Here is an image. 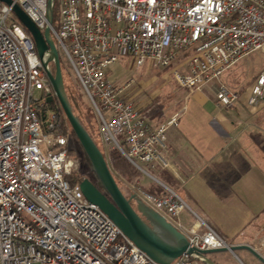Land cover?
<instances>
[{
	"label": "built area",
	"instance_id": "built-area-1",
	"mask_svg": "<svg viewBox=\"0 0 264 264\" xmlns=\"http://www.w3.org/2000/svg\"><path fill=\"white\" fill-rule=\"evenodd\" d=\"M14 2L41 31L50 26L94 107L103 153L125 189L183 232L191 247H229L204 221L186 224L182 213L190 208L176 191L154 194L114 168V149L141 172V163L167 166V132L180 124L181 112L151 128L128 98L134 79L107 76L125 56L138 66H174L188 95L216 80L217 105L231 108L239 92L221 77L264 51V0H58L59 28L49 23V0ZM263 102L264 68L248 98L252 107ZM59 107L31 32L0 2V264H162L84 195L81 182H72L79 159L60 130ZM168 264L205 263L184 253Z\"/></svg>",
	"mask_w": 264,
	"mask_h": 264
},
{
	"label": "crops",
	"instance_id": "crops-1",
	"mask_svg": "<svg viewBox=\"0 0 264 264\" xmlns=\"http://www.w3.org/2000/svg\"><path fill=\"white\" fill-rule=\"evenodd\" d=\"M250 87L233 89L239 98L231 108L217 105L216 80L190 95L182 87L186 93L163 109L136 104L131 89L128 98L151 128L181 112L180 124L167 132V166L146 165V190L157 195L176 191L190 208L186 212L195 213L194 222L204 221L232 244H249L264 257V102L258 107L248 103ZM137 179L144 186L142 175ZM241 250L248 259L243 264H263Z\"/></svg>",
	"mask_w": 264,
	"mask_h": 264
},
{
	"label": "water",
	"instance_id": "water-1",
	"mask_svg": "<svg viewBox=\"0 0 264 264\" xmlns=\"http://www.w3.org/2000/svg\"><path fill=\"white\" fill-rule=\"evenodd\" d=\"M0 2L11 5L15 15L31 32L56 97L91 163L97 182L86 177L80 183L84 195L91 202L96 203L105 211L121 230L156 262L168 264L187 253L201 259L205 264H219L210 258L209 254L220 251L235 253L238 249H246L264 264V257L249 244H231L222 249L209 250L191 247L187 236L164 216L144 202L137 200L134 195L127 197L116 181L103 151L73 111L65 88L59 51L51 35L50 26L41 31L14 0H0ZM53 6L54 0H49L48 20L50 24L53 21ZM51 62L55 64V73L50 68ZM51 100L52 98H49V101Z\"/></svg>",
	"mask_w": 264,
	"mask_h": 264
},
{
	"label": "rangeland",
	"instance_id": "rangeland-1",
	"mask_svg": "<svg viewBox=\"0 0 264 264\" xmlns=\"http://www.w3.org/2000/svg\"><path fill=\"white\" fill-rule=\"evenodd\" d=\"M56 21L54 26L59 28V3L56 1L55 6ZM59 55L61 60V67L63 78L65 82V88L68 96L72 100V105L76 116L82 121L87 130L91 133L92 137L98 144V146L104 151L101 139L99 136V120L96 112L90 100L87 98L84 90L79 84L77 77L70 67L69 63L65 59L61 50L59 49ZM264 68V51L259 50L251 53L250 55L242 58L236 65L228 69L221 77L222 81L226 83L231 89L249 88L250 83L255 81V77ZM108 79L113 82H120L134 79L131 90L134 92L133 101L136 104L142 105L145 108L146 105L150 106V109H163V107L174 100L176 95H183L185 90L180 87L174 77L173 67L158 68L147 61L144 65L138 66L135 60L131 56H125L117 63H114L109 67ZM129 89V90H130ZM60 103V102H59ZM61 105V104H60ZM143 113L145 109H143ZM63 111V110H62ZM62 114L65 113L64 111ZM66 120L67 117L65 116ZM67 135L69 138V147L71 152L74 153L79 159V167L76 172L86 174L91 179L97 180L91 163L85 156V152L76 136L73 129L67 120ZM122 138V136H120ZM141 166L150 171L149 168L141 163ZM75 172V173H76ZM116 181L120 187H124L117 173H114ZM150 176L146 172H142V184L143 187L148 185ZM125 188V187H124ZM146 189V188H145ZM148 190V189H147ZM153 190H150V192ZM136 204V202L134 201ZM195 213L189 215L188 211L182 213L184 221L190 225L196 219ZM227 242L231 243V240L227 238ZM237 256L231 251H220L209 254L222 264H243L241 260L248 262L246 258V252L238 249L235 251Z\"/></svg>",
	"mask_w": 264,
	"mask_h": 264
},
{
	"label": "trees",
	"instance_id": "trees-1",
	"mask_svg": "<svg viewBox=\"0 0 264 264\" xmlns=\"http://www.w3.org/2000/svg\"><path fill=\"white\" fill-rule=\"evenodd\" d=\"M55 6H56V2H55V5H54V9H53V22L56 21ZM50 68H51L52 72L55 73V71H56L55 64L51 65ZM68 98H69V101H70V103L72 105L71 98L69 96H68ZM57 101L59 102L58 99H57ZM72 107H73V105H72ZM62 110L63 109H62V107L60 105L59 112H60V115H61V122H62L60 130L67 134V128H68L67 120L68 119L66 120L64 114H62V112H63ZM73 111H74V109H73ZM85 156L87 157L86 153H85ZM110 158H111V161H112V164H113L114 168L119 173H121L122 175L128 177L129 179L135 180V179L139 178L142 175V172L140 170H138L135 166H133L118 150H115V149L111 150L110 151ZM87 159H88V157H87ZM86 177H88L86 174H83L81 172H76V173L72 174V176L70 178L72 179L73 183H76V182H81ZM88 178L91 179V177H88ZM92 180L94 182H97V180H95L93 178H92ZM121 188H122L124 194L127 197L131 196V193H129L124 187H121Z\"/></svg>",
	"mask_w": 264,
	"mask_h": 264
},
{
	"label": "flooded vegetation",
	"instance_id": "flooded-vegetation-1",
	"mask_svg": "<svg viewBox=\"0 0 264 264\" xmlns=\"http://www.w3.org/2000/svg\"><path fill=\"white\" fill-rule=\"evenodd\" d=\"M53 64H54V62H51V63H50V66L53 65Z\"/></svg>",
	"mask_w": 264,
	"mask_h": 264
}]
</instances>
